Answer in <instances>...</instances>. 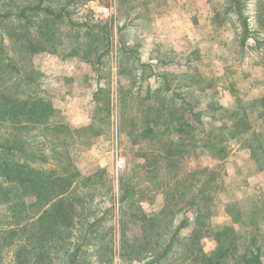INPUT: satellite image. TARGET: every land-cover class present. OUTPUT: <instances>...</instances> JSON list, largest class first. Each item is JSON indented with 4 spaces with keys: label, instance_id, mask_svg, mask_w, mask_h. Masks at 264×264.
Listing matches in <instances>:
<instances>
[{
    "label": "rangeland",
    "instance_id": "rangeland-1",
    "mask_svg": "<svg viewBox=\"0 0 264 264\" xmlns=\"http://www.w3.org/2000/svg\"><path fill=\"white\" fill-rule=\"evenodd\" d=\"M66 1L46 0L56 9ZM241 1L243 18L227 10L228 0H74L67 6L74 26L66 18L47 21L41 14L33 16L31 32H38L39 25L46 23V35H36L44 50L29 54L21 50L20 42L6 39L7 54L21 74L32 78L31 91L43 97V102L59 99L62 84L70 85L68 77L61 80L63 74L68 76L65 72L96 69L90 76L81 72L74 87L98 75V82L105 87L103 100L111 104V115L109 127L102 133L108 142L100 141L95 157L69 152L70 161L80 168L64 166V153L56 148L58 140L41 152L47 154L46 164L33 160L32 144L24 142L26 129L0 121L1 167L17 168L18 174L29 169L35 172L34 177L44 169L59 190L69 181L78 182L73 190L42 207L39 202L35 204L34 192L47 193L51 183L41 189L18 183L10 192L9 183L0 175V235L11 236V243L0 249V264H69L74 251L73 264H140L137 258L151 247L149 233H160V244L153 248L163 247L183 217L190 221L182 232L184 243L172 244L169 254L173 257L155 264H192V246L188 245L192 228L198 226L196 222L192 225L195 210L187 206L192 198L188 174L195 166L214 165L218 166L220 189L213 197L208 220L221 229L230 221L226 210L238 216L236 208L245 217L260 218L264 264V170L256 169L250 153L251 146H264V0ZM81 23L105 26L108 49L105 33L87 31ZM104 49L106 53L96 64V56ZM138 56L143 62L136 60ZM22 86L20 83V89ZM63 90L60 99L73 95L78 88ZM239 101L243 104L239 111L245 112L248 124L256 120L260 126L247 128L250 131L243 140L227 143L229 153L223 161L212 162L204 145L192 149L190 128L196 124L192 107L195 112H204L209 105L220 103L233 112ZM259 111L263 112L261 118ZM147 113L159 120L157 126L142 124ZM200 117L206 128L218 124L214 120L217 116ZM180 122L185 133L174 132ZM171 144L179 154L174 171L155 155ZM11 145L15 147L7 150ZM117 158L122 160L121 167L116 166ZM86 166L89 168L84 169ZM75 170L79 176H70ZM23 194L32 206L21 203ZM162 200L168 203L162 205ZM13 216L31 218L20 224L14 236L9 223ZM244 221L247 225L242 231L249 223ZM201 242L206 253L214 246L209 239ZM180 251H186L188 258L177 253Z\"/></svg>",
    "mask_w": 264,
    "mask_h": 264
},
{
    "label": "trees",
    "instance_id": "trees-1",
    "mask_svg": "<svg viewBox=\"0 0 264 264\" xmlns=\"http://www.w3.org/2000/svg\"><path fill=\"white\" fill-rule=\"evenodd\" d=\"M73 1L74 0H67L56 9L51 7L46 0H0V121L8 122L14 127L20 125L21 129H27L29 124L31 125L33 122L36 123L44 118L46 104L43 102L42 97L35 96L34 92L31 91L30 87L31 82H33L32 78L28 75L21 74L13 58L7 54V50H5V48H7L6 39H9L11 42H20L21 50L29 54H35L44 50L45 45L40 41H36V35H39L40 33L46 35V23L43 21L44 25H39L40 28L37 29L38 32H31L30 27L34 24L32 20L33 16L41 14L42 18L47 21L51 19L54 21H61L63 18H66L67 22L74 26L76 24L67 12V6ZM242 6L243 3L241 0H228L226 8L227 10L236 13L238 17L243 18ZM81 24H78V26ZM82 25L86 26L87 31L95 29L96 32L105 33L107 35L104 37V39H106L105 45L106 49H108L110 39L105 26L99 27L96 23H83ZM245 39L246 35L244 34L242 39L243 46ZM106 49L98 54L99 56L96 64L100 63L102 55L107 51ZM20 83L24 84L21 89L19 87ZM210 85L211 83L209 82L207 87L209 88ZM207 95L208 94H206V96ZM211 104L213 105L214 103L212 102ZM242 105L243 104L239 101L237 110L233 112L227 107L222 106L220 103H216L213 106L209 105L210 108L204 112L202 110L195 112L192 107V117L196 121V124H192L191 128L190 126H186L192 129V149L204 145L206 148H209L207 156L212 159V162L216 163L225 160L229 153V144L227 143L233 145L234 142L243 140L246 133L250 131L247 128L260 126L256 120H254V124H248V121L245 120V112H243V110L239 111V107H242ZM157 110L158 109H156V111ZM263 112H258V118L263 115ZM202 114L205 116L208 115L209 118H215V116H217L214 120L217 121L218 124L211 126V128H206L200 117ZM152 121L154 126H157L159 123L157 118L152 119ZM182 125L183 123L175 125L173 128L174 132L185 133L186 130ZM198 130L203 132V134L200 136L197 135L199 132ZM252 137L254 138L255 136ZM244 143L247 142L244 140ZM14 147V145H11L6 149L12 150ZM263 147L264 146L261 144L250 147L251 160H253L258 171L264 170ZM217 168L218 166L216 165L212 167L195 166L192 168V198L187 206L192 207V209L195 210L196 216L192 219V225L196 222L198 227L192 228V240L189 245L187 244L188 246H192L191 263L263 264L261 245L263 237L258 224L260 218L248 215L245 217V215H242L240 209L236 208L237 212L235 214L238 216H232L231 212L226 210V213L229 214L230 221L225 222V225L222 226L221 229L217 228V226L213 227L210 220H208L212 211L213 197L217 189H220V185L216 181L217 176L219 175V173L216 172ZM46 172L47 171L43 172L38 170L36 173L39 177H34L35 172H32L29 169H27V171H21L20 174H18L17 168L13 169L9 165L1 167L0 165V175L9 183L8 189H10V192L13 191V185H17L18 183H22L25 186H31V184H34L39 189L45 188L46 185H49L47 183H51L49 187L46 188L48 189L47 193L46 190L44 193L40 194L34 192L35 204L39 202L38 205H41L42 207L47 205L50 201L53 202L58 196L60 197L63 191V189L59 190L56 188L55 181L48 180V174H46ZM73 174L74 173L72 172L70 176ZM61 178L59 179L58 177L56 179L60 181ZM61 181H63V178ZM21 196V203L23 205H33L31 200H29L27 204V201H25L27 196H24V194ZM174 204L176 206L179 203ZM261 212H264V206L262 207ZM242 216L246 221H249L247 229L245 228L244 231H242L241 228L246 227L247 222L240 218ZM13 217L14 218L9 222L13 226L11 228L12 236L17 233L18 228L21 227L20 224L31 219L30 217H25V220H20L17 217L15 218V216ZM189 223V219L183 217L168 236L167 242L164 246H160L158 249L156 247L153 248V245L160 244L157 240L160 233L150 232L149 236H147V242L151 244V247L147 250V254L144 253L142 257L137 258L138 261L141 262L140 264H155L162 260L164 262L170 260V258L173 257V253L169 254L172 244L184 243L182 241V232L189 226ZM235 224L237 225V228H235ZM201 227L203 228L202 230L200 229ZM10 237L0 235V249L4 245L11 243ZM202 239H209L214 243V246L208 253L203 249V244L201 242ZM185 252L186 251H180L177 253L186 258L187 256L185 255ZM123 255H127V253L124 252ZM75 259L76 251H74L73 256L69 259V264H73ZM189 259H191V257Z\"/></svg>",
    "mask_w": 264,
    "mask_h": 264
},
{
    "label": "crops",
    "instance_id": "crops-1",
    "mask_svg": "<svg viewBox=\"0 0 264 264\" xmlns=\"http://www.w3.org/2000/svg\"><path fill=\"white\" fill-rule=\"evenodd\" d=\"M98 56L99 55L96 56L95 61H97ZM136 60L138 62L142 61L141 57L139 56L136 57ZM147 61H152V58L147 57ZM81 72L85 73L84 75L86 76H90L91 73L93 74V72H96V69L90 71L87 70L86 72H84V70L80 71L77 69H73L69 72H65L68 73V76H65V74H63L61 80L63 82V80H66V77H68L67 82H70V85H68L67 87L70 88L71 91L74 88H78L77 91L74 90V96L68 95L66 99H60L63 95L62 90L67 88L63 83L60 88L61 94L59 95V99L50 98V100L48 99L46 101L44 118L40 119L36 123L33 122L31 125L29 124L28 128L26 129L27 133L24 134V142L27 143L28 140L30 142V145L32 144V154L30 155V157L33 160L35 159L36 161H41L43 165L47 162V154L41 155V152L46 150V148L52 147L56 140H58L56 148H58L59 151H63L64 153V155H62L64 156V158L62 159L65 164L64 166L75 164L77 167H79L78 163L72 162L69 159L70 151L75 150L76 152H80L79 154H76V156L78 157L83 154L95 157L96 150L99 149L98 146L100 141L102 142L103 140L105 141V143L108 142L106 141L108 139H104L105 137L102 136V133L106 132L107 128L109 127L111 115V104L109 103V98L107 100L109 103L108 105L103 100L106 95L105 87L98 82V75L95 79L88 81L84 80L83 85L76 84L77 86L74 87V81H77L75 79L80 76ZM69 91L70 90H68L67 92ZM103 91L104 94H101V92ZM103 104L104 106H100ZM149 107L147 108L149 109ZM148 109L147 112H149ZM148 115L150 114H144V123L142 124L151 123V125L154 126L152 121V119L154 118H149ZM152 130L153 128L149 129V132H152ZM189 131L190 130L188 129V133L186 134L187 136L189 134ZM179 137L180 139L183 138L184 140L183 136ZM172 146L173 144H171L170 146H166L164 149H162L161 152H155V155L161 157L163 163L166 166L170 167V171H174L175 169H177L176 164L178 163L179 159V154L176 155L175 148H173ZM35 151H38L37 154H34ZM96 166L100 170V164ZM87 168H89V166L84 167V169ZM40 171L45 172L44 169H41ZM75 171L73 172V175H75L76 173L78 177L80 173L78 172V170ZM152 171L154 172L155 170ZM188 175L190 176H188V187H192V170L189 171ZM77 183L71 181L67 182V184L61 187L63 189L62 194H64L65 191L67 193V190L69 192L70 189L73 190L76 187L75 185ZM165 201L166 204L168 203L167 200H162V205ZM51 202L52 201H50L49 203Z\"/></svg>",
    "mask_w": 264,
    "mask_h": 264
},
{
    "label": "built area",
    "instance_id": "built-area-1",
    "mask_svg": "<svg viewBox=\"0 0 264 264\" xmlns=\"http://www.w3.org/2000/svg\"><path fill=\"white\" fill-rule=\"evenodd\" d=\"M116 154H117V150H116ZM121 165H122V160L120 158H117L116 159V166L121 167Z\"/></svg>",
    "mask_w": 264,
    "mask_h": 264
}]
</instances>
